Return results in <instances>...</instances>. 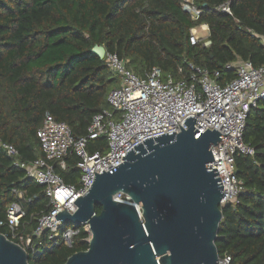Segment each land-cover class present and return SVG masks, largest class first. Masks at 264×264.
<instances>
[{
	"label": "trees",
	"instance_id": "obj_1",
	"mask_svg": "<svg viewBox=\"0 0 264 264\" xmlns=\"http://www.w3.org/2000/svg\"><path fill=\"white\" fill-rule=\"evenodd\" d=\"M226 0H194L201 10L197 20L183 11L182 0H0V140L18 151L22 162L42 158L36 136L46 113L65 123L74 138L86 135L96 114L109 109L107 95L118 78L91 53L102 46L116 54L126 68L142 77L152 67L163 76L178 78L189 65L218 72L220 85L235 78L225 69L237 60L264 64V0H231V15L217 10ZM208 27L210 44L191 45L190 30ZM113 84L112 88L109 84ZM243 141L254 149L252 157L235 155V173L243 192L221 207L215 247L219 258L232 264H264V100L251 108ZM106 139L89 140V153L104 152ZM77 158H66L56 173L66 185H78ZM23 194L17 200L13 192ZM18 201L23 217L15 233L31 238L35 252L28 264H64L88 248L87 233L80 228L71 247L60 236L34 235L37 220L48 210L42 186L7 158L0 146V221L10 203ZM96 214L100 207H96ZM10 241L11 233L0 227Z\"/></svg>",
	"mask_w": 264,
	"mask_h": 264
},
{
	"label": "built area",
	"instance_id": "obj_2",
	"mask_svg": "<svg viewBox=\"0 0 264 264\" xmlns=\"http://www.w3.org/2000/svg\"><path fill=\"white\" fill-rule=\"evenodd\" d=\"M230 3L231 0H226L217 10L230 16ZM181 7L193 20L201 14L194 0H182ZM199 28L207 34L200 36ZM208 36V27L201 25L190 30L189 42L191 45L202 43L203 47H207L210 44ZM261 41L264 45V39L261 38ZM104 60L109 73L118 78L119 85L109 91L106 99L109 109L93 116L85 136L74 138L65 123L55 121L46 113L36 132L42 158L22 162L13 146L0 140L7 158L25 172L26 178L43 187L48 200L49 208L38 218L34 235L46 231L49 240L60 236L62 242L71 247L72 240L82 228L88 235L86 241L89 243L91 233L87 223L79 225L80 228L67 227L60 232L65 224L55 221L53 216L63 210L69 214L76 211L73 202L89 190L94 173L108 172L120 165L129 150L136 153L133 147L139 143L144 145L142 141L148 138L154 140L153 137L171 132L179 134V127L186 130L183 121L188 117H193V121L195 119L193 131L203 134L214 129L223 136L216 146L210 148L214 161L208 164V169H217L223 187L220 205L235 202L243 192V184L236 176L234 158L237 154L252 157L255 153L251 146L244 143L243 132L249 111L264 100V64L254 67L250 61L244 60L227 64L225 69L234 70L236 76L220 85L217 71L209 73L191 64L187 74H183L181 68L178 70V78L163 76L158 67H152L140 77L129 71L126 62L116 54L105 52ZM101 136L106 139V150L89 153L88 141ZM70 155L77 158L76 168L80 173L77 186L63 183L55 171L56 167L65 169L66 158ZM13 193L17 200L22 199V193ZM113 200L129 203L122 194L114 196ZM136 208L140 214V209ZM23 215L18 201L10 203L6 219L0 221V227H6L11 239H17L28 254L35 252L41 243L34 245L31 238L15 233ZM217 264H232L231 258H219Z\"/></svg>",
	"mask_w": 264,
	"mask_h": 264
},
{
	"label": "water",
	"instance_id": "obj_3",
	"mask_svg": "<svg viewBox=\"0 0 264 264\" xmlns=\"http://www.w3.org/2000/svg\"><path fill=\"white\" fill-rule=\"evenodd\" d=\"M105 52L102 46L91 50L101 60ZM192 119L183 121L187 129L179 127V134L148 138L120 165L94 173L89 190L73 202L76 211L53 216L60 224L87 223L91 233L87 250L64 264H217L223 187L208 164L214 161L210 148L223 136L193 131ZM118 194L129 203L114 201ZM0 264H28L25 250L3 234Z\"/></svg>",
	"mask_w": 264,
	"mask_h": 264
},
{
	"label": "rangeland",
	"instance_id": "obj_4",
	"mask_svg": "<svg viewBox=\"0 0 264 264\" xmlns=\"http://www.w3.org/2000/svg\"><path fill=\"white\" fill-rule=\"evenodd\" d=\"M198 34L200 35V36H205L206 34H207V31H205L204 29H200L199 28V30H198ZM113 86H115V85H113L112 83L111 84H109V87H113ZM24 247V246H23Z\"/></svg>",
	"mask_w": 264,
	"mask_h": 264
}]
</instances>
